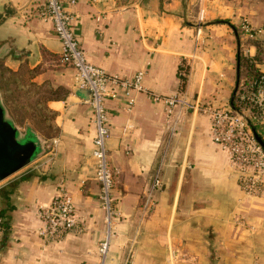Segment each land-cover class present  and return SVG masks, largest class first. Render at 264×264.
<instances>
[{"label":"crops","instance_id":"1","mask_svg":"<svg viewBox=\"0 0 264 264\" xmlns=\"http://www.w3.org/2000/svg\"><path fill=\"white\" fill-rule=\"evenodd\" d=\"M193 1L60 0L76 12L71 28L87 62L125 77L144 70L147 91L134 92L131 104L117 88L104 97L117 212L104 264H264V190L243 194L200 109L230 100L242 42L228 20L202 19L201 8L194 14ZM22 2L0 0V60L13 69L44 65L32 78L50 77L66 91L47 101L56 133L37 158L40 168L0 183L7 224L0 264H90L104 229L94 195L90 107L73 84L72 67L59 60L51 24L25 18ZM237 29L243 37L238 23ZM245 49L251 55L255 47ZM150 92L183 100L175 118ZM60 180L85 228L47 242L35 233V206L51 200Z\"/></svg>","mask_w":264,"mask_h":264},{"label":"built area","instance_id":"2","mask_svg":"<svg viewBox=\"0 0 264 264\" xmlns=\"http://www.w3.org/2000/svg\"><path fill=\"white\" fill-rule=\"evenodd\" d=\"M73 5L77 0H66ZM93 2L94 0H86ZM24 17H37L48 21L59 39L60 62L72 67V81L76 88L88 90V103L94 123L92 150L94 177L99 184V198L105 209L104 229L96 244L97 260L90 264H104L112 234L113 210L110 188L113 183V170L107 159L106 138L109 132L104 97L111 88L121 90L128 104L134 101V92L147 91L142 84L144 70L139 68L132 76H120L84 59L72 28L71 20L76 12L62 7L60 0H23L19 7ZM101 15H95L99 19ZM245 38L264 35V28L252 26L245 18L238 22ZM247 51V50H246ZM255 75L247 79H237L230 100L223 104L207 103L200 109L206 114L210 140L222 150L227 158L229 172L235 178L244 195L258 196L264 190V55L254 61ZM183 73V72H182ZM153 99L165 104L168 116L177 115L183 105L177 95L149 94ZM178 107H175L176 105ZM175 118V117H174ZM255 133L261 142L256 139ZM157 184V179L153 180ZM36 217L39 224L35 233L44 241L62 239L68 232L84 230V215L74 210L69 193L62 181L47 204H36Z\"/></svg>","mask_w":264,"mask_h":264},{"label":"rangeland","instance_id":"3","mask_svg":"<svg viewBox=\"0 0 264 264\" xmlns=\"http://www.w3.org/2000/svg\"><path fill=\"white\" fill-rule=\"evenodd\" d=\"M193 13H197L199 8L203 9L202 19L207 18L206 15L211 14L215 19H226L231 31L236 34V41L242 42V45L237 46V53L241 56L248 55L249 42H254V39L241 37L239 30L237 29V23L243 17L252 26H261L264 28V0H195L192 3ZM234 28V29H233ZM239 36L242 38L239 39ZM259 41V49H254L255 61L259 60L264 55V35L254 37ZM254 65V63H253ZM44 65H37L34 67H28L27 65H19L16 69L8 67L0 60V93L2 96V103L5 108L7 117L13 120L19 129H23L25 126L29 127L36 135L45 139V144L41 149L40 155L50 149L49 137L56 133V128L52 123L53 112L47 105V101L50 98L63 97L66 88L50 82V77H44L43 79H33L32 77L42 71ZM239 75V64H238ZM38 155L34 160L28 162L18 170L14 171L7 177L0 180V183L5 179L29 168L31 166L39 164ZM38 165V168H40ZM114 178V173H113ZM114 180L110 188V196L112 197L111 208L113 210L112 215H116L115 211V195L112 188L114 187ZM96 181V187L94 195L96 197L99 208L102 210L103 223L105 209L101 206V200L99 198V184Z\"/></svg>","mask_w":264,"mask_h":264},{"label":"water","instance_id":"4","mask_svg":"<svg viewBox=\"0 0 264 264\" xmlns=\"http://www.w3.org/2000/svg\"><path fill=\"white\" fill-rule=\"evenodd\" d=\"M2 50L3 48H0V54ZM237 79L238 64L236 63V81ZM77 90L81 91L85 98L88 97L87 89L77 88ZM255 136L261 142L256 133ZM45 143V139L36 135L29 127L19 129L13 120L6 116L0 93V180L40 155L43 146L48 145Z\"/></svg>","mask_w":264,"mask_h":264},{"label":"trees","instance_id":"5","mask_svg":"<svg viewBox=\"0 0 264 264\" xmlns=\"http://www.w3.org/2000/svg\"><path fill=\"white\" fill-rule=\"evenodd\" d=\"M254 39V42H249V44H252L256 49H259V41H257V39L253 38H249ZM241 53V52H240ZM240 53L236 54V61L237 64H239V76L238 79H247L253 75H255L256 69L253 65L254 61H255V54L254 55H243L241 56ZM233 93V91H232ZM233 95H231L232 97ZM7 224L5 222V219L2 218V214H1V210H0V229L1 231H5Z\"/></svg>","mask_w":264,"mask_h":264}]
</instances>
